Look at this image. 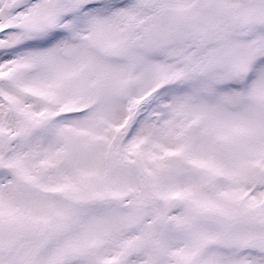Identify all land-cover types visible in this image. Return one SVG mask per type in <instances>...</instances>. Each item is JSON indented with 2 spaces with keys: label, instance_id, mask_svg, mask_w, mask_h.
<instances>
[{
  "label": "snow or ice",
  "instance_id": "6c2138e0",
  "mask_svg": "<svg viewBox=\"0 0 264 264\" xmlns=\"http://www.w3.org/2000/svg\"><path fill=\"white\" fill-rule=\"evenodd\" d=\"M0 264H264V0H0Z\"/></svg>",
  "mask_w": 264,
  "mask_h": 264
}]
</instances>
